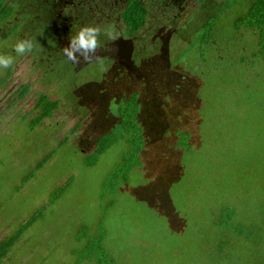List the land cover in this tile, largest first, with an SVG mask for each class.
I'll return each mask as SVG.
<instances>
[{
  "label": "rangeland",
  "instance_id": "rangeland-1",
  "mask_svg": "<svg viewBox=\"0 0 264 264\" xmlns=\"http://www.w3.org/2000/svg\"><path fill=\"white\" fill-rule=\"evenodd\" d=\"M205 1L187 0L180 9L169 0H145L147 22L132 40L117 21L123 4L105 13V25L87 13L88 26L100 29L99 47L77 63L64 55L69 43L60 38L17 55L26 29L15 36L0 24V55L14 57L9 76V68L0 70V241L46 205L2 264H78L81 226L95 234L104 217L117 264H199L215 223L209 203L253 210L260 202L264 214V57L253 56L252 30L233 28L251 0ZM208 16L218 23L203 58L195 34ZM26 83L29 91L19 97ZM136 91L141 165L128 185L102 199L129 146L119 140L95 158L96 143L116 127L120 98ZM43 92L59 106L34 131L30 117ZM184 137L189 150L180 145ZM245 170L254 173L246 177ZM235 177L246 181L212 198ZM67 180L63 197L46 204ZM260 224L264 231V217Z\"/></svg>",
  "mask_w": 264,
  "mask_h": 264
},
{
  "label": "trees",
  "instance_id": "trees-1",
  "mask_svg": "<svg viewBox=\"0 0 264 264\" xmlns=\"http://www.w3.org/2000/svg\"><path fill=\"white\" fill-rule=\"evenodd\" d=\"M206 2L205 0H200ZM8 0H0V24L4 27V22L11 19L15 15L17 7H10L7 3ZM30 2V0H29ZM23 8L24 20H27L26 31L29 40L32 43V51H40L41 48L50 45L48 37L37 40L34 35V7H21ZM22 10V9H21ZM148 9L145 0H128L126 6L122 8L121 19L125 24V35L135 36L146 25ZM212 16V15H210ZM208 16L202 22L200 28L195 34L196 47L199 49L200 55L204 58L205 53L208 51V46L215 37V30L218 23V18L215 22ZM19 25V24H18ZM18 25H15L9 30V33L18 35ZM2 27V28H3ZM233 28L237 32L242 28L252 30L257 37L256 47L253 52L254 57L259 55L264 57V0H251L247 11L242 15L235 18ZM104 34V33H103ZM54 39L58 34H53ZM197 35V36H196ZM103 36V35H102ZM48 39V40H47ZM52 39L51 45L55 43ZM103 37L101 38V40ZM214 46H217L216 41ZM217 49V48H216ZM218 55V54H217ZM206 61V60H205ZM49 70H47L48 72ZM11 74V68L8 69V76ZM29 91V85L23 84L18 90L19 97H23ZM59 106V101L51 99L48 93H41L35 105V111L30 118V127L34 131L46 120L53 117L54 112ZM140 108V95L139 92H133L130 97L123 96L120 98V105L118 108L119 120L114 129L103 134L96 143L95 158H98L110 146L119 140H125L129 146V150L124 154L122 162L112 171L105 183L103 184L102 199L107 194L118 193L121 187L128 185L131 181L132 172L141 165V153L144 148V136L142 127L140 125L138 113ZM29 116V115H28ZM33 130V129H32ZM33 131V132H34ZM32 133V132H31ZM188 137L183 138L180 142L182 147H188ZM253 150V148H252ZM256 154V153H255ZM259 157V154H256ZM50 157L47 159L49 160ZM46 159V160H47ZM45 162H41L43 166ZM251 169V168H249ZM246 177L250 176L253 171L250 170ZM219 178V177H218ZM235 183L226 182V189L217 190L212 194V198L222 197L227 191L234 190V185L238 184L240 180L235 177ZM27 178L26 180H28ZM246 181V179H245ZM70 180L60 185L57 189L51 192L48 205H54L66 193L69 187ZM241 185V184H240ZM239 186V185H236ZM252 185L245 191L248 198L251 195ZM210 197V199L212 200ZM211 200L209 202H211ZM261 203H257L256 207L251 210L248 208L243 210L229 203H220L218 208H212L209 203L210 216L214 217L213 229H209L202 248L199 264H264V231L260 224L261 218L264 217L261 210ZM46 205L33 214H31L20 226L14 230L13 233L5 236L0 241V264L8 258L13 252L16 245L21 241L23 235L43 216L45 213ZM105 217L99 224V230L93 234L87 225H82L77 237L78 243L82 248L77 249L76 253L79 255L77 262L93 263V264H117L116 259L109 250L107 240V229L104 226ZM247 222V223H246ZM215 234V235H214Z\"/></svg>",
  "mask_w": 264,
  "mask_h": 264
},
{
  "label": "flooded vegetation",
  "instance_id": "flooded-vegetation-1",
  "mask_svg": "<svg viewBox=\"0 0 264 264\" xmlns=\"http://www.w3.org/2000/svg\"><path fill=\"white\" fill-rule=\"evenodd\" d=\"M186 1L187 0H169V2L175 6L174 8L178 7L180 9L185 7L184 4ZM127 2L128 0H30V2L29 0H8L7 3L10 7L17 8L15 15L11 19L7 20V22H4V27H7L10 30L15 25L19 24L18 35H20L21 29H25L27 24V20H24L23 18L24 9L21 7H34L33 28L36 39L41 40L45 34V37H48V39L52 41V39H54L53 34H58L56 37L57 40H53L55 43L58 41V38L62 41L61 43H69V40L72 38L69 34L72 33V31L78 28L79 32L83 27L93 24L91 21L90 23L87 20V13H91L94 17L97 16L103 20L101 22L99 21L96 26L105 25L104 23L109 24V18L104 19V16H107L105 13L109 9H113V7H117L119 4H123L122 7H124ZM121 11L117 13V21L122 20ZM125 36L129 37L131 40L136 38V35L132 37L129 35ZM51 41L50 44L52 43Z\"/></svg>",
  "mask_w": 264,
  "mask_h": 264
},
{
  "label": "clouds",
  "instance_id": "clouds-1",
  "mask_svg": "<svg viewBox=\"0 0 264 264\" xmlns=\"http://www.w3.org/2000/svg\"><path fill=\"white\" fill-rule=\"evenodd\" d=\"M100 29L96 26L83 27L74 37L69 40V44L63 49L68 60L77 63L78 57L88 61L95 55L99 47ZM32 43L30 40H20L14 50L17 55H24L30 52ZM14 62V57L0 55V70L9 68Z\"/></svg>",
  "mask_w": 264,
  "mask_h": 264
}]
</instances>
